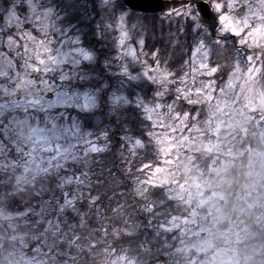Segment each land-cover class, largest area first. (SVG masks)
I'll return each mask as SVG.
<instances>
[{"label": "rangeland", "instance_id": "374dc122", "mask_svg": "<svg viewBox=\"0 0 264 264\" xmlns=\"http://www.w3.org/2000/svg\"><path fill=\"white\" fill-rule=\"evenodd\" d=\"M115 1L101 0L104 5ZM207 1L220 17L216 33L231 34L238 38L239 45L252 51L241 54L229 78L222 84L215 79L217 68L213 66L212 48L207 42L212 32L197 16L195 7L183 8L168 18L175 23L178 20L194 23L199 33L189 61L175 71L166 69L156 54L144 52L145 43L141 46L139 41H144L146 34L132 32L134 26L129 23L132 11L128 9L124 11L128 15L123 27L119 15L108 20L118 41L119 72L124 75L126 85L128 79L144 80L154 90L151 93L122 90L113 97V102L137 104L151 123L150 143L156 146L160 160L145 167L137 193L159 186L165 188V194L175 204L183 207V214L169 220L164 227L176 245V256L182 264H264V241L258 242L262 235L253 232L248 224V220L258 222L263 228L258 225L259 229L264 230V87L261 85L264 0ZM17 3L9 8L0 27V71H8L13 78L20 72L22 80L35 81L36 87L31 91L44 99L52 92L55 99V92L46 90L40 82L47 80L58 90L66 91L62 87L66 82L60 81L59 76L61 70L70 73L71 65L49 63L54 71L45 73L39 59L48 62L50 55L56 57L84 48L81 36L63 26L66 14L53 5V0H18ZM242 6L246 14L239 18L236 11ZM122 31L127 33L123 44L120 43ZM9 37L13 38L11 42ZM77 37L79 44L74 43ZM26 60L40 71L29 68L25 75ZM83 62L81 59L82 65ZM5 88L14 94L0 92V103H9L13 98L23 101L28 91L25 85L17 88L0 77V89ZM68 90L93 94L95 107L98 106L96 92L73 89L70 85ZM185 103L202 104L203 108L191 114ZM74 109L78 110L73 106L66 111L59 107L33 111L28 106L27 114L17 119L0 111V123L9 129L8 136L0 132L3 136L0 168L15 178L17 189L51 171L67 172V182L72 181L70 175L84 176L77 172L78 166L105 148L100 136L85 129L76 115H70ZM251 129L257 133L254 147L243 145V137ZM37 135L47 137V143L37 140ZM93 147L99 150L92 151ZM143 147L142 141L129 143L132 152ZM243 159H246L244 191L236 190L229 176L237 160L243 162ZM84 171L89 174L87 169ZM175 180L178 182L173 183ZM70 192L67 203H74L83 193L75 189ZM109 264L138 262L124 253L113 257Z\"/></svg>", "mask_w": 264, "mask_h": 264}, {"label": "trees", "instance_id": "16d2710c", "mask_svg": "<svg viewBox=\"0 0 264 264\" xmlns=\"http://www.w3.org/2000/svg\"><path fill=\"white\" fill-rule=\"evenodd\" d=\"M17 2L0 0V27L9 8ZM53 5L66 14L63 26L81 36L82 45L93 57L91 62H83L81 66L89 78L73 79L69 85L73 89L96 92L98 106L90 112L74 109L70 115H76L85 129L100 136L105 148L84 160L77 170L84 176L70 175L71 182L65 180L67 172L51 171L17 189L15 178L0 168V206L52 208L54 211L39 213L44 216L39 222L50 220L58 224L52 245L65 248V254L73 256L75 264H109L113 257L124 253L135 258L138 264H182L176 256V245L164 227L169 220L183 214V207L175 204L165 194V188L159 186L137 193L145 167L160 160L156 146L150 143L151 123L137 104L113 102V97L122 90L135 89L142 93L154 90L144 80L128 79L126 85L124 75L119 72L118 41L108 20L128 9L122 0L106 5L101 0H53ZM112 13H116L115 16ZM168 18L162 14L132 12L129 23L134 26L133 33L146 34L144 52L156 54L166 69L175 71L189 61L199 33L194 23L184 24L182 20L175 23ZM237 40L228 33L220 36L212 33L207 39L219 84L229 78L241 54L252 52ZM262 66L261 85L264 87V62ZM185 106L191 114L203 108L202 104L185 103ZM252 129L243 137V145H257L254 141L257 133ZM0 137L3 138L2 134ZM132 140L142 141L144 147L132 152L129 149ZM209 160L206 159L205 164ZM245 164L246 159L237 160L230 172L236 190H245ZM72 189L83 193L74 203H67ZM248 224L253 232L262 235L258 242H263L264 230L259 229V223L248 220Z\"/></svg>", "mask_w": 264, "mask_h": 264}, {"label": "snow or ice", "instance_id": "6c2138e0", "mask_svg": "<svg viewBox=\"0 0 264 264\" xmlns=\"http://www.w3.org/2000/svg\"><path fill=\"white\" fill-rule=\"evenodd\" d=\"M105 3H108V0H105ZM114 7V6H113ZM207 7V6H205ZM50 14V13H49ZM116 13H112L113 16H115ZM128 13L127 12H121L119 15V22L121 26L125 24L126 18ZM127 38L126 32H121V39L120 43L123 44L125 39ZM13 40L12 37H9V42ZM75 44H79L80 40L77 37L74 41ZM139 44L142 46L144 44L143 40L139 41ZM25 51L27 52V48H25ZM46 52H50V49H45ZM132 55L135 56V53L132 52ZM77 57H80L78 59ZM37 59H39V56L37 55ZM81 59L84 62H91L93 57L90 54L89 51H86L84 48H75L71 53H61L56 57L49 56L48 62H46L43 59H39V63L41 65H44L43 71L45 73L54 71L53 68L49 67L48 64L59 66L61 64H70L71 65V71L64 72L61 70L59 79L62 82H66V84L62 85L63 89H67L66 91L58 90L54 85L49 84L47 80H41V85L46 90H51L55 92V99H47L45 100L43 96L40 94L31 91L32 88H35V81L31 80H22L20 72H16L14 74L15 78H13L12 75H9L8 71H0V77H4L6 81H11L12 84L15 87H20L21 84L25 85L28 88V91L26 92L25 99L23 101H20L19 99H14L10 101L9 103H0V111L6 112L9 117L13 119H17L23 115L27 114V108L28 106H31L33 111L36 110H44L47 109H55L57 107L64 109L66 111L68 108L75 107L80 111H87L91 108L95 107L96 99L93 94L89 92H78V91H69L68 85L70 84L71 80L80 78V79H88L89 74L83 72L81 68ZM11 62H9L10 64ZM31 68L32 71H40V69L33 67L28 63L26 60L23 65V71L24 74L27 75V70ZM124 71L127 72V68H124ZM0 92H4L5 94H14L9 93V89H0ZM62 118V116L60 117ZM54 127V125H53ZM34 133L36 130H33ZM0 132H2L3 136L9 135V129L5 127V124L0 123ZM37 140L47 143V137L45 136H39L37 135ZM3 141V140H0ZM48 151H51V149H46ZM92 151H98V148L93 147L91 149Z\"/></svg>", "mask_w": 264, "mask_h": 264}, {"label": "flooded vegetation", "instance_id": "af4514ba", "mask_svg": "<svg viewBox=\"0 0 264 264\" xmlns=\"http://www.w3.org/2000/svg\"><path fill=\"white\" fill-rule=\"evenodd\" d=\"M46 211L54 210L0 207V264H75L65 248L52 245L57 225L39 222L44 219L39 213Z\"/></svg>", "mask_w": 264, "mask_h": 264}, {"label": "water", "instance_id": "95a60500", "mask_svg": "<svg viewBox=\"0 0 264 264\" xmlns=\"http://www.w3.org/2000/svg\"><path fill=\"white\" fill-rule=\"evenodd\" d=\"M124 4L132 11L144 13V14H159L167 13L171 14L185 6L190 4L189 0H123ZM196 9V13L202 21L208 26L212 31H216L219 28V18L212 9L211 5L204 0L193 1ZM207 6V7H205ZM246 14V9L242 6L237 10L236 15L239 18H243ZM54 93H48L45 95V99H52ZM22 101V98H13ZM175 180L173 183H177ZM223 203V201H221Z\"/></svg>", "mask_w": 264, "mask_h": 264}]
</instances>
